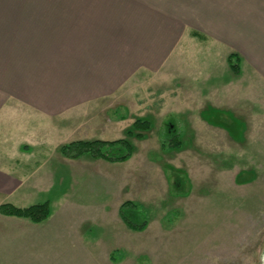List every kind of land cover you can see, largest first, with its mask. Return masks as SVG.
I'll list each match as a JSON object with an SVG mask.
<instances>
[{"label": "crops", "instance_id": "0c3cea01", "mask_svg": "<svg viewBox=\"0 0 264 264\" xmlns=\"http://www.w3.org/2000/svg\"><path fill=\"white\" fill-rule=\"evenodd\" d=\"M233 50L241 58L240 95L247 96L251 82L264 90V0H0V195L32 206L44 201L38 196L63 187L45 201L54 203V214L42 223L0 214V264H49L40 252L61 245L80 252L103 247L102 231L87 226L105 207L84 205L69 194L83 182L76 166L88 164L111 176V166L131 164L136 155L120 163L88 155L73 160L59 148L71 140L113 141L119 125L153 108L164 117L173 106L186 107L180 106L182 81L192 74L197 83L198 76L183 71L185 61L219 55L229 66ZM169 79L177 81L172 90ZM148 80L162 83L157 100H117L130 82L134 87ZM197 86L191 90L198 93ZM118 108L127 120L115 118H122ZM151 132L138 144L164 150ZM121 206L112 218H120ZM124 230L116 227L117 235L138 234Z\"/></svg>", "mask_w": 264, "mask_h": 264}, {"label": "rangeland", "instance_id": "374dc122", "mask_svg": "<svg viewBox=\"0 0 264 264\" xmlns=\"http://www.w3.org/2000/svg\"><path fill=\"white\" fill-rule=\"evenodd\" d=\"M192 31L196 30H187L189 34ZM207 40L210 45L212 38ZM208 51L218 52L215 48ZM231 55L239 56L234 50ZM174 61L172 55L168 73ZM185 62L188 66L183 71L198 76L197 83L192 74L182 81L188 92L180 93L184 103L180 106H187H173L164 117L153 108L151 114L134 120H149V135L152 140L160 137L162 148L177 137L182 143L179 150L157 151L149 143L138 144L137 138L128 136L129 131L138 134L134 123L119 125L118 131H113L119 138L107 142L128 139L135 160L126 166H111V176L104 169L78 164V179L83 182L73 185L69 192L84 205L105 207L97 220H88L87 226L93 232L102 231L103 247L89 245L80 252L73 245H61L55 251L40 252L49 264H264V90L251 82L247 96L244 92L240 95V73L230 71L226 59L219 55L191 56ZM176 82L165 81L173 86L169 90ZM229 82L237 87L230 90ZM131 83L117 97L121 104L133 98L149 104L162 94L158 81L136 82L134 87ZM196 85L198 93L191 90ZM115 112L122 117L116 119L126 116L127 120L124 108ZM74 141L78 140L67 143ZM62 188L36 196L44 198L43 202H33L53 200ZM128 201L141 208L148 227L125 236L121 233L124 229L132 230L122 223L120 214L122 222L111 215L117 216L120 204ZM3 204L30 207L20 206L14 195H0V206ZM53 204L51 201V215Z\"/></svg>", "mask_w": 264, "mask_h": 264}, {"label": "trees", "instance_id": "16d2710c", "mask_svg": "<svg viewBox=\"0 0 264 264\" xmlns=\"http://www.w3.org/2000/svg\"><path fill=\"white\" fill-rule=\"evenodd\" d=\"M239 62L240 59L237 55H231L228 58L229 66L236 75L240 73ZM151 129L152 125L149 120L138 119L133 124V130L138 132V134L135 135L133 131H129L128 136L135 137L138 140H144L146 135L142 133L149 132ZM172 142L167 148H164L165 145H163V149L175 150L181 147L182 143L177 137L175 140H172ZM59 151L64 157L73 160L88 155L92 159H102L110 163H120L130 160L134 150L128 139H121L114 142L102 140L74 141L61 146ZM142 212L143 211L137 204L128 201L122 204L119 214L127 228L135 232H143L148 227V220ZM0 214L6 217L27 219L33 223L39 224L50 217L51 207L48 202L26 208H18L11 204H3L0 206Z\"/></svg>", "mask_w": 264, "mask_h": 264}]
</instances>
